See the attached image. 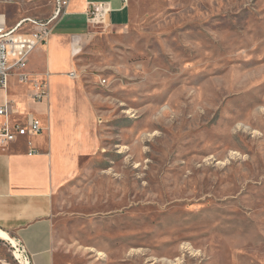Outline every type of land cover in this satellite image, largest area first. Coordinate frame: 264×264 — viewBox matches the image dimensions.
<instances>
[{
  "label": "rangeland",
  "instance_id": "rangeland-1",
  "mask_svg": "<svg viewBox=\"0 0 264 264\" xmlns=\"http://www.w3.org/2000/svg\"><path fill=\"white\" fill-rule=\"evenodd\" d=\"M134 3L127 25L94 23L78 60L98 144L54 195L58 256L264 264V0ZM57 6L0 0V22ZM15 250L0 238L3 264Z\"/></svg>",
  "mask_w": 264,
  "mask_h": 264
},
{
  "label": "crops",
  "instance_id": "crops-1",
  "mask_svg": "<svg viewBox=\"0 0 264 264\" xmlns=\"http://www.w3.org/2000/svg\"><path fill=\"white\" fill-rule=\"evenodd\" d=\"M99 2L109 7L108 23L117 28L139 6L134 0H68L46 43L28 56L25 72L45 79V98L33 99L37 87L21 81L16 69L0 88V107L12 106L7 116L0 115V127L25 123L29 114L42 127L0 147V232L25 249L31 264H63L55 243L54 195L98 144L95 99L83 84L78 60L97 34L88 11Z\"/></svg>",
  "mask_w": 264,
  "mask_h": 264
},
{
  "label": "built area",
  "instance_id": "built-area-1",
  "mask_svg": "<svg viewBox=\"0 0 264 264\" xmlns=\"http://www.w3.org/2000/svg\"><path fill=\"white\" fill-rule=\"evenodd\" d=\"M67 2L68 0H58V6L53 16L45 20L24 17L12 26L0 22V88L6 87L10 72L16 69L21 81H32L37 87L33 99L42 101L45 98L47 93L45 79H32L25 72L28 56L36 47L46 43L53 32L54 21L66 11ZM108 12L109 7L105 3H92L88 11V18L93 23H105ZM105 82L106 80L102 81V83ZM11 110V104L5 102L0 107V115L7 116ZM41 131L39 119L29 114L25 123H6L0 127V147L9 145L19 137L36 135ZM20 247L30 259L25 249L21 245Z\"/></svg>",
  "mask_w": 264,
  "mask_h": 264
},
{
  "label": "bare ground",
  "instance_id": "bare-ground-1",
  "mask_svg": "<svg viewBox=\"0 0 264 264\" xmlns=\"http://www.w3.org/2000/svg\"><path fill=\"white\" fill-rule=\"evenodd\" d=\"M0 238L8 240L12 243L13 247L16 249L14 254L16 258L22 259V264H31L29 258L23 253L21 247L18 245L14 238L9 237L7 234L0 232Z\"/></svg>",
  "mask_w": 264,
  "mask_h": 264
}]
</instances>
